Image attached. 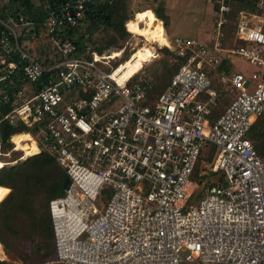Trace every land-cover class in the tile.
I'll return each instance as SVG.
<instances>
[{"label": "built area", "instance_id": "obj_1", "mask_svg": "<svg viewBox=\"0 0 264 264\" xmlns=\"http://www.w3.org/2000/svg\"><path fill=\"white\" fill-rule=\"evenodd\" d=\"M91 1L46 7L43 63L29 51L35 25L3 15L0 0V103L10 98L6 81L19 84L1 120L32 129L39 152L66 174L63 194L49 201L53 262L264 264V135L260 149L248 136L258 119L264 124V30L255 21L264 0H256L259 14L238 12L239 43L229 49L222 46L229 0H207L214 33L167 38L175 59L186 61L152 102L142 68L136 81L120 82L106 70L109 54L80 52L68 36ZM19 26H27L23 41ZM225 52L255 69L229 71L220 64ZM204 68L233 92L213 123L219 93ZM197 189L198 203L187 206Z\"/></svg>", "mask_w": 264, "mask_h": 264}, {"label": "trees", "instance_id": "obj_2", "mask_svg": "<svg viewBox=\"0 0 264 264\" xmlns=\"http://www.w3.org/2000/svg\"><path fill=\"white\" fill-rule=\"evenodd\" d=\"M64 1L65 0H3V15L11 16L15 23H20L19 17H23L24 22L33 23L35 25L36 36L33 40H35L37 44L35 48H32L30 45L29 51L34 52L37 59L41 61L44 58L43 56L48 55L50 51V41L48 37H43L42 39L38 36L40 31L45 30L43 22L48 12L46 7L51 6L54 8ZM129 1L130 0H92L86 5L79 24L67 29L68 36L76 42L80 52H82L86 46H90V48L95 51L96 48H92L91 44H93L92 35L97 31L111 30L119 39H124L129 35L124 28V24L129 32H131V30L133 32L137 31L133 18L134 15L130 13ZM228 2L231 6V11L229 13L228 23L224 26L223 47H225L229 24L233 23L235 29L238 12L240 10H248L250 12L257 11L256 0H229ZM211 9L214 19V9L213 7H211ZM153 11L154 12L150 13H153L155 20V22H153L154 25H146L139 31V34L142 35L145 31H148L151 36V42H156L159 46H154L144 40L141 45L134 49L129 57L123 60L122 64L119 66L120 68H124L125 66L123 64L130 63L133 60H136V63L140 62L144 67L145 64L158 57V48L164 46L162 31L165 26L162 20L166 25L167 17L159 9L154 8ZM234 29L231 38L236 46L238 42L234 38ZM114 39L115 38L109 40V45L115 43L116 40ZM33 40L31 39V41ZM163 49L168 52L167 48ZM96 52L100 54L102 49L98 47ZM228 58L227 56L222 57L221 66H225L228 63ZM175 61V64L171 66L167 61L162 60L160 62L162 70L160 73H154V77L148 76L143 70V77L149 84L146 91L148 102L155 100V98L164 91L180 65L186 61V58L177 57ZM45 62L46 61L43 63ZM100 65L103 68L106 67L103 64ZM108 69L109 68L106 67V70ZM204 70L212 80V86L216 88L219 93L218 101L208 117L209 121L213 123L227 105L220 113L214 112L215 108L220 104V101L223 96L226 95L227 91H231L232 89L229 86H222L221 84L216 85L214 83V69L204 68ZM138 77L139 73L134 74L129 81H136ZM36 84L38 85L39 82H35L33 85L35 86ZM6 85L10 98L8 102L0 103V120L1 116L10 108L12 93L19 87L14 77L7 80ZM260 131H264V124L263 121L258 119L248 132V136L254 141V145L257 149H260L263 145V134L262 132L260 133ZM28 132L34 133L32 129L26 127L22 123L12 124L8 119L1 120L0 158L5 153L16 154L17 150H19L16 145L11 142L13 138L22 141L21 137H23L24 142H22L26 147H31L35 144L34 138ZM13 144L17 150H13ZM65 179L66 174L64 169L47 151L37 152L22 161L20 160V162L16 164L4 165L0 168V187L9 188V193L4 199L3 192H0V200L3 199L0 201V243L4 246L9 258L12 257V255L7 249L14 250L10 241L27 239L29 242H33V252L36 256H40V258L44 260L55 259V244L49 213V201L63 194L62 184ZM24 214L29 217L28 220L27 218L26 220L24 218L22 220ZM0 254L5 257L2 246H0ZM0 264H7V261L0 260Z\"/></svg>", "mask_w": 264, "mask_h": 264}, {"label": "rangeland", "instance_id": "obj_3", "mask_svg": "<svg viewBox=\"0 0 264 264\" xmlns=\"http://www.w3.org/2000/svg\"><path fill=\"white\" fill-rule=\"evenodd\" d=\"M211 4L207 0H130L129 1V9L130 13L134 15V21L137 27V31L129 32L126 29V26L124 24L125 30L129 33L127 37L124 39H119L116 37L115 33L111 30L104 31L100 30L97 31L94 35H92V43L91 47L96 48L95 51L97 50L98 47L102 49V52L100 54H110L112 50H123L121 52L120 57H116L114 59H110L108 61V64L106 65L108 68H115L119 63H122L123 60L127 57H129L135 48H137L139 45H141L144 40L153 44L154 46H159L156 42H151L150 40V35L148 31H145L142 35L139 34V31L142 30L146 25H154L153 22L154 12L153 9H159L165 14L167 17V24L165 25V22L162 20L163 25L165 26L162 31V36H163V47L158 48L159 55L157 58H155L153 61L148 62L147 64L144 65L143 70L145 73L149 76L154 77V73L158 72L160 73L162 70L161 66V61H167L171 66L175 64V58L173 52L167 47L169 46V42L167 38H172L173 36L176 35H181V36H190V37H197L201 39L208 40V37L214 33V19H213V13L211 9ZM259 14V12H255ZM137 20H144L145 23H140L138 24ZM133 21V22H134ZM255 21L257 24L261 25L262 28L264 29V14L259 15ZM26 28L27 26H19L16 27V32L18 35H20V40L23 41L24 37L22 35V30ZM234 29V24L230 23L228 28H227V39L225 43L226 48H233L234 42L231 38V34ZM115 38L114 40L115 43H112L109 45V40ZM239 43V42H238ZM108 44V45H107ZM163 48H167L168 52L165 51ZM98 52V51H97ZM223 56L229 57L228 61V70L232 71L235 69L241 70L243 73L248 75L250 71H252L254 66L247 61H245L243 58L233 55L230 52H225L223 53ZM125 67L123 70H119L120 74H123L124 76H133L135 73L138 72V70L141 69L142 64L140 62L136 63V60L131 61L130 63L123 64ZM119 68V67H118ZM157 76V75H156ZM214 83L216 85H219L218 79L215 77L214 78ZM255 86V83L251 85L249 89H252ZM233 97V93L228 90L226 95L223 96L222 100L220 101V104L215 108L216 113H220L223 108L229 104ZM216 105V104H215ZM263 121L261 118L259 119ZM262 131H260L261 133ZM264 135V131L262 132ZM12 142V141H11ZM13 142L17 144L18 149H15V146L13 144V150H17L16 154H10V153H5L2 155L0 159H2L4 162H6V165L8 164H16L17 162H20V158L22 157V150L24 151L27 147L25 144L18 140L13 138ZM16 158V159H14ZM22 161V160H21ZM208 165L212 162L211 156H208L207 158L205 157L203 161L199 162L196 170L194 172L193 177L196 178L197 174L199 172V165L202 168H205V163ZM206 167V168H207ZM215 179V177H213ZM1 189L5 190L3 191L4 197L3 199L7 196L9 193V188L7 187H0ZM200 189H197V191L192 195L190 200L187 203V206L192 205V204H197L200 198ZM1 199V200H3ZM0 200V201H1ZM23 218L28 220V216L24 214L22 216ZM19 219V218H18ZM38 241V239L36 238ZM12 243V247L14 250H9L7 249L12 257H8L6 250L4 246L0 243V246L4 249L5 257H3L0 254V260L7 261V264H57L54 261V259H42L40 256H36V254L33 252L34 251V244L33 242H29L27 239H18L14 241H10Z\"/></svg>", "mask_w": 264, "mask_h": 264}, {"label": "bare ground", "instance_id": "obj_4", "mask_svg": "<svg viewBox=\"0 0 264 264\" xmlns=\"http://www.w3.org/2000/svg\"><path fill=\"white\" fill-rule=\"evenodd\" d=\"M138 21V24H140V23H145V21L144 20H137ZM149 41H151V40H149ZM121 50H112L111 52H110V54H109V56H108V58H110V59H114V58H116V57H120L121 56ZM122 63H119L115 68H114V77L118 80V81H120V82H122V81H125V80H127V79H129L130 77H132V76H124L123 74H120V71L119 70H123V68H120L119 66L121 65ZM119 67V68H118ZM141 68H143V66L141 67ZM136 74V73H135ZM22 138V141L24 142V138L23 137H21ZM12 142H13V139H12ZM14 143V142H13ZM15 144V143H14ZM16 145V147L18 148V146H17V144H15ZM15 147V148H16ZM37 152H39V148H38V146H37V144L35 143V144H33L31 147H27L24 151H23V153H22V157L20 158V160H24L25 158H28V156H32L33 154H35V153H37ZM4 165H6V162H4L2 159H0V168L2 167V166H4ZM8 165V164H7Z\"/></svg>", "mask_w": 264, "mask_h": 264}, {"label": "water", "instance_id": "obj_5", "mask_svg": "<svg viewBox=\"0 0 264 264\" xmlns=\"http://www.w3.org/2000/svg\"><path fill=\"white\" fill-rule=\"evenodd\" d=\"M67 180L65 179L63 184H62V189L64 190L66 188Z\"/></svg>", "mask_w": 264, "mask_h": 264}, {"label": "snow or ice", "instance_id": "obj_6", "mask_svg": "<svg viewBox=\"0 0 264 264\" xmlns=\"http://www.w3.org/2000/svg\"><path fill=\"white\" fill-rule=\"evenodd\" d=\"M3 191H5V190H3V189H0V192H3Z\"/></svg>", "mask_w": 264, "mask_h": 264}, {"label": "crops", "instance_id": "obj_7", "mask_svg": "<svg viewBox=\"0 0 264 264\" xmlns=\"http://www.w3.org/2000/svg\"><path fill=\"white\" fill-rule=\"evenodd\" d=\"M155 14V13H154ZM156 16V15H155ZM150 40H151V36H150Z\"/></svg>", "mask_w": 264, "mask_h": 264}]
</instances>
